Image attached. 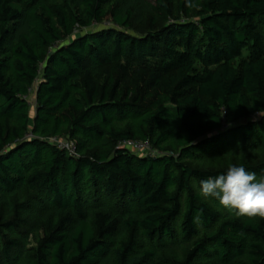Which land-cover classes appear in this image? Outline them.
I'll return each mask as SVG.
<instances>
[{
    "label": "trees",
    "instance_id": "trees-1",
    "mask_svg": "<svg viewBox=\"0 0 264 264\" xmlns=\"http://www.w3.org/2000/svg\"><path fill=\"white\" fill-rule=\"evenodd\" d=\"M231 165L264 178V0H0V264H264L200 195Z\"/></svg>",
    "mask_w": 264,
    "mask_h": 264
},
{
    "label": "clouds",
    "instance_id": "clouds-1",
    "mask_svg": "<svg viewBox=\"0 0 264 264\" xmlns=\"http://www.w3.org/2000/svg\"><path fill=\"white\" fill-rule=\"evenodd\" d=\"M200 195L214 197L228 210L246 217L264 218V178L244 166L231 165L226 173L200 181Z\"/></svg>",
    "mask_w": 264,
    "mask_h": 264
},
{
    "label": "rangeland",
    "instance_id": "rangeland-1",
    "mask_svg": "<svg viewBox=\"0 0 264 264\" xmlns=\"http://www.w3.org/2000/svg\"><path fill=\"white\" fill-rule=\"evenodd\" d=\"M106 27H111V24H109L108 22H101L98 25H94L93 27L83 30L81 31L82 34H86V33H93L96 32L97 30L101 29V28H106ZM27 101L30 105V110H31V116L34 113V107H35V96H34V90L32 91V93L27 97ZM51 143L54 144H63L65 146H68L70 149L73 145V142L68 141V140H51ZM149 148V149H148ZM147 149V150H146ZM136 153L142 155V156H150V155H155L156 152L153 151L150 147H146L144 150L142 151H135ZM255 159L254 157H247V160H252ZM227 166V161L222 160V161H218V160H213V161H209L205 167L206 169L209 170H214L217 168H225Z\"/></svg>",
    "mask_w": 264,
    "mask_h": 264
},
{
    "label": "built area",
    "instance_id": "built-area-1",
    "mask_svg": "<svg viewBox=\"0 0 264 264\" xmlns=\"http://www.w3.org/2000/svg\"><path fill=\"white\" fill-rule=\"evenodd\" d=\"M61 149H67L70 152L74 151V145H72L71 149L68 146H65L63 144H56ZM123 146L125 148L131 149L133 151H142L146 147H150L148 143H139V142H125L123 143ZM149 149V148H148ZM147 150V149H146Z\"/></svg>",
    "mask_w": 264,
    "mask_h": 264
}]
</instances>
